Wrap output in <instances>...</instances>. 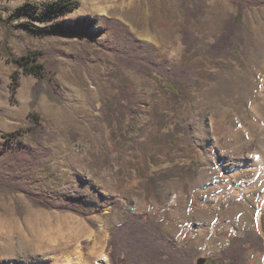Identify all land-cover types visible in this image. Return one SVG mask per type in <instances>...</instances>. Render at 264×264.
<instances>
[{"label":"rangeland","instance_id":"1","mask_svg":"<svg viewBox=\"0 0 264 264\" xmlns=\"http://www.w3.org/2000/svg\"><path fill=\"white\" fill-rule=\"evenodd\" d=\"M27 1L39 6L29 11L41 13L55 0H0L3 17ZM77 1V8L51 20L21 21L40 31L85 17L122 22L146 44L153 61L169 63L180 96L120 63L112 49L117 32L101 33L100 22L91 28L98 33L95 42L19 28L5 38L0 26V145L5 133L30 124L36 77L19 70L12 103L13 58L29 47L89 58L81 63L52 54L59 62L63 101L45 93L39 97L35 109L47 131L41 144L27 133L20 136L42 152L25 172L32 187L52 199L76 197L87 216L35 207L21 192L0 190V264H78L75 257L58 260L62 249L76 248L88 258L94 247L107 257L103 264H110L111 232L132 214H142L153 233L163 232L167 243L188 251L194 264H210L207 258L240 245L247 232L264 235V50L257 40L264 0H252L244 9L235 45L217 57L211 48L236 13L231 0H191L204 7L189 25L188 41L182 33L186 0H137L125 12L110 10V2L100 10L98 3ZM141 16L150 18L147 27ZM127 36L120 38L123 47L130 45ZM243 182L254 184L249 195L236 193ZM245 247L244 264H264V250Z\"/></svg>","mask_w":264,"mask_h":264},{"label":"trees","instance_id":"2","mask_svg":"<svg viewBox=\"0 0 264 264\" xmlns=\"http://www.w3.org/2000/svg\"><path fill=\"white\" fill-rule=\"evenodd\" d=\"M231 1L236 6V13L229 17L224 31L212 45L211 54L215 57L227 53L233 48L241 31L243 11L253 3L252 0ZM190 2L191 0H186V23L182 29L185 41L191 39L189 25L202 15L204 7L202 1L200 3L197 2L195 7ZM78 5L79 2L77 0H55L49 2L43 12L37 13L35 10L29 11V9L31 7L37 9L39 6L27 1L16 7L8 17H3L0 8V26L4 31L5 38L12 33L14 28H19L39 36L56 32L87 38L95 42L98 33H93L91 28L96 22H100L103 28L101 33L110 29H114L117 32L116 43L112 49L120 63L141 71L156 80L160 86L171 90L175 96H180L170 79L171 76L168 75L169 69H171L169 63L166 61L160 63L153 61L148 55L146 44L136 40L122 22L106 20L100 16H95L94 18L85 17L76 19L73 24L56 23L52 27L40 31L30 23L21 21L25 17L48 21L77 8ZM123 36L132 38L130 45L122 46L120 38ZM102 47L106 48L109 46L103 45ZM52 54L76 59L81 63L89 60L86 54L82 56L81 53L73 54L57 48L35 49L31 47L27 48L22 56L12 59L17 67L10 84V100L12 103L17 101L16 93L20 82L19 70L26 74H33L36 77V82L31 88L29 126L5 133L6 142L0 145V190L11 193L21 192L35 207L71 211L87 216L85 212L78 209L80 203H78L76 197H71L67 200L52 199L48 195L36 191L25 174L40 160L42 152L37 150L31 143L21 140L20 136L27 133L29 137L41 144L45 135H47V131L41 123L39 112L35 109L39 97L45 93L56 102L60 103L63 101L64 91L57 76L59 62L51 59ZM155 70L164 72V75L154 73ZM177 71L179 72V69ZM182 71V73L186 72L185 70ZM0 113H3L2 109H0ZM16 142H18L17 145L14 144ZM45 150L47 151V149ZM262 227L264 232V213L262 215ZM162 233L160 231L153 233L148 228V223L144 221L142 214L130 215L126 222L111 232V237L108 241L110 264H194V260L188 255V251L175 248L167 243ZM246 243L264 250V235L247 232L242 236L240 245L224 249L219 256L210 257L207 260L210 264H244L245 251L247 249L245 247Z\"/></svg>","mask_w":264,"mask_h":264},{"label":"bare ground","instance_id":"3","mask_svg":"<svg viewBox=\"0 0 264 264\" xmlns=\"http://www.w3.org/2000/svg\"><path fill=\"white\" fill-rule=\"evenodd\" d=\"M85 1L91 2V3H94V4H96V3L100 4L99 7H98V9H100V10H104L106 2H110L112 4V6H109L110 10H112V9H122V11H124V12L129 10V7L136 6V5L139 4V2H137V0H85ZM83 7L88 8L89 6L84 4ZM94 7L97 8L96 5H94ZM145 13H147V12H145ZM149 19L150 18L143 17V16L140 17V21L142 20L143 21V25H146V27L148 26ZM151 23H152V20H150V25H151ZM151 28H152V25H151ZM150 30H152V29H150ZM257 34H258L257 35L258 44L261 45V48L264 50V26L262 24H260V26H258ZM148 35L154 36V37H159L158 33H154V34L148 33ZM257 169H258V172H259L258 176L260 177L262 175V165L261 166L258 165ZM253 185L254 184H249L247 182L240 183L239 186L237 187L236 193L239 194L240 192H242V194H243L246 191L247 194L249 195V191H251L250 189L253 188ZM235 190H233V191H235ZM250 199L251 198H249L248 201H245V204H248ZM260 213H261L260 211L257 213V217L260 216ZM58 257H59L58 260H68L71 257H75L77 262H78V264H103L105 262V260L107 259V257H102L101 254H99V251H98L97 247H94L92 249V251L90 252L88 258H87V256L83 257L81 255V253H79V251L76 248L73 249V250H68V248H63L62 251H61V254ZM83 258H87V259H83ZM251 262H253V261H251Z\"/></svg>","mask_w":264,"mask_h":264}]
</instances>
